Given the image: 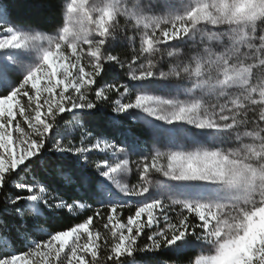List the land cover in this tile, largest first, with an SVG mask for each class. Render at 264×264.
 Wrapping results in <instances>:
<instances>
[{"label": "snow or ice", "instance_id": "6c2138e0", "mask_svg": "<svg viewBox=\"0 0 264 264\" xmlns=\"http://www.w3.org/2000/svg\"><path fill=\"white\" fill-rule=\"evenodd\" d=\"M61 23L0 6V264H264V0H64ZM105 105L147 127V154L98 129ZM77 182L93 203L61 195Z\"/></svg>", "mask_w": 264, "mask_h": 264}, {"label": "trees", "instance_id": "16d2710c", "mask_svg": "<svg viewBox=\"0 0 264 264\" xmlns=\"http://www.w3.org/2000/svg\"><path fill=\"white\" fill-rule=\"evenodd\" d=\"M64 0H0V6L6 7L9 10L10 18L14 21L17 25H27L30 27H35L38 30H43L47 32H53V30L57 29L58 27L62 26V4ZM131 45H126L123 42L117 43L115 45V52L114 54H119L121 58H126L131 54ZM105 81L109 83H124L127 82V78L124 76V73L119 68H116L114 71H110L107 76H105ZM114 98V97H113ZM112 109L109 105H105L104 114L98 116L94 123L98 126L99 130H102L106 134V138L111 140H115L117 143L120 142L121 133L126 130L130 129L131 134L140 141L141 139L145 138L142 135V131L137 127V123L131 121L130 119L119 116L113 123H108L107 121V113H111ZM115 115V114H113ZM65 120H70V118L66 117ZM83 119L81 123H83ZM63 122H61L62 124ZM87 127V125H85ZM89 131H92V128H88ZM95 135V134H94ZM67 138L65 137V144H67ZM70 139L76 144L78 142V137L76 134H73ZM80 146L79 144H76ZM104 159L102 154L96 153L92 151L89 153V165L87 171L91 176L95 174L94 163L96 161ZM132 161H136V159L132 158ZM71 158L68 160H64V158H60L57 156H50L48 157L46 167L49 172H54L55 165L60 162L68 163L70 162ZM135 167V165H133ZM31 178V174L28 177ZM56 182L61 184L62 177L56 175ZM136 180L135 169L133 170V175L131 176V182L134 183ZM5 192H12L13 194L16 193V190L11 187V182L5 188ZM67 192L68 195H65V199H68L69 196H75L80 202L85 203H93L91 199L88 198L86 194V190H82L80 188L79 182L70 185L67 189L61 192V195H64V192ZM82 198V199H81ZM71 202V200H69ZM4 199L3 193H0V208H3ZM97 205H93L95 208ZM127 210L125 211V215H127ZM32 213L28 210H25L24 217L31 221ZM87 215H92L91 211H85L79 213V217L83 218ZM9 223L12 221V217H7ZM63 226H71L74 223L79 222V219L76 216L69 217L66 214L62 215L58 221ZM97 226H99V222H97ZM141 242H146V237L141 238ZM140 259V257H137ZM161 259L167 260L168 264H187V254L176 256V255H164Z\"/></svg>", "mask_w": 264, "mask_h": 264}, {"label": "rangeland", "instance_id": "374dc122", "mask_svg": "<svg viewBox=\"0 0 264 264\" xmlns=\"http://www.w3.org/2000/svg\"><path fill=\"white\" fill-rule=\"evenodd\" d=\"M144 2L145 3H147L148 2V0H144ZM7 26V25H6ZM31 28H33V29H36L35 27H31ZM50 33H52V32H50ZM67 122L68 123H71L72 124V127L70 128V129H68V134L66 135V137H68L67 138V143H69V142H72V143H74L71 139H70V137L73 135V134H76V136L78 137V142L76 143V144H79V140H80V129L79 128H77L76 126H75V123H73V122H71V120H67ZM64 123L65 122H63L62 124H61V131H65V129H64ZM137 127L142 131V135H144L143 137H145V138H143V139H141L140 141H139V144H138V146H137V149H136V154H133L131 157L132 158H134V159H138V157H139V155L140 154H147L148 153V151L152 148V140H151V133H150V131L147 129V127L145 126V125H143V124H140V123H137ZM90 142H94V140L93 141H88V142H86V144L87 143H90ZM86 146V145H85ZM94 152H96V153H99V154H102L103 156H104V154L103 153H100V152H98V151H95L94 150ZM104 158H105V156H104ZM97 162V161H96ZM135 169V167L133 166V170ZM136 182V180L134 181V183Z\"/></svg>", "mask_w": 264, "mask_h": 264}]
</instances>
